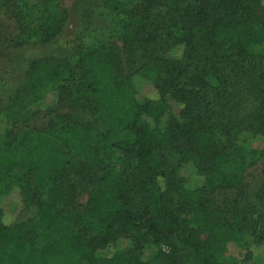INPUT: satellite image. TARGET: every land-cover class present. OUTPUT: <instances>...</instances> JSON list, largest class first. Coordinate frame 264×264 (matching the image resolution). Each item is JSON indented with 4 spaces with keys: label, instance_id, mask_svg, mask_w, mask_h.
<instances>
[{
    "label": "trees",
    "instance_id": "16d2710c",
    "mask_svg": "<svg viewBox=\"0 0 264 264\" xmlns=\"http://www.w3.org/2000/svg\"><path fill=\"white\" fill-rule=\"evenodd\" d=\"M105 5L121 44L33 59L3 110L0 195L17 192L36 218L14 221L0 196V264H69L49 237L62 227L83 264H264V0ZM2 8L14 46L53 42L69 17L61 0ZM143 85L156 96L123 103ZM27 113L48 118L31 137L18 126ZM14 169L23 180L7 189Z\"/></svg>",
    "mask_w": 264,
    "mask_h": 264
},
{
    "label": "rangeland",
    "instance_id": "374dc122",
    "mask_svg": "<svg viewBox=\"0 0 264 264\" xmlns=\"http://www.w3.org/2000/svg\"><path fill=\"white\" fill-rule=\"evenodd\" d=\"M64 8L68 11V20L65 24L63 32L51 43L42 44L29 42L22 46L8 45L6 42L7 36L4 39L0 35V141L3 139L5 132L11 127L3 114L5 106L10 102L14 90L24 84L26 80L27 71L31 61L39 57H66L74 61L77 58V53L80 46L89 43L105 40L107 42H114L121 44L118 31L115 29L116 21L110 10L105 5V0H61ZM34 15L37 17L38 13ZM14 23L8 12L2 8L0 9V30L2 33H9L13 31L12 24ZM145 96H156V91L150 85H143L139 87L136 94L126 91L123 94L122 101L126 105L132 106L141 102ZM45 102L39 106L44 108ZM38 107H32L30 113L36 111ZM66 111V109H65ZM27 113L21 117L18 126L21 128L23 134L29 137L32 135V127L43 125L48 118H45L42 113L37 116H29ZM73 118L77 121H94L96 116L86 110H79L74 113ZM27 119V120H26ZM97 130H101V125L98 124ZM28 132V133H27ZM255 146H262L256 143ZM175 157L170 156V161L175 162ZM261 164H257L249 169L248 173L255 175L260 174ZM24 173L20 169H14L7 179V189L12 184L19 183L23 180ZM42 191H46L49 185L45 180H36ZM7 190L0 196L3 199V205L6 211L11 215L15 213L14 221H25L28 219H35L36 215L33 207H27L23 210L18 207L17 200L19 194L15 192L13 196L6 195ZM82 200V199H80ZM16 208V210H15ZM49 237L57 245H59L65 252L63 259L69 264H83L78 259H74L68 252V243L70 241V228L62 227L59 230H54ZM239 249L233 255L243 258L244 252ZM241 252V253H240ZM259 256H263L261 247L256 250ZM161 255L156 256L152 264L161 263Z\"/></svg>",
    "mask_w": 264,
    "mask_h": 264
}]
</instances>
